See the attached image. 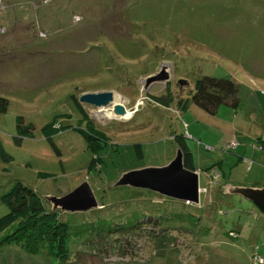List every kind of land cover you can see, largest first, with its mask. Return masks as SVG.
<instances>
[{
    "label": "rangeland",
    "instance_id": "374dc122",
    "mask_svg": "<svg viewBox=\"0 0 264 264\" xmlns=\"http://www.w3.org/2000/svg\"><path fill=\"white\" fill-rule=\"evenodd\" d=\"M42 1L26 0L29 22L24 23L31 26L26 31H0V98L8 100L5 111L0 102V217L8 212L1 197L17 182L37 191L48 210L53 208L50 197L86 182L98 206L59 209L72 232L93 225L86 235L72 233L67 264H257L256 246L264 264V213L242 195L222 192L229 181L234 187L264 185V162L255 151L264 152V141L254 143L244 162L235 158L238 143L251 148L246 125L258 119L235 122L227 105L211 112L192 100L185 109L181 104L205 75L246 82L247 34L217 28L237 24L217 11H239L243 4L60 0V10L50 18L52 28L43 23ZM34 2L39 4L35 12ZM249 21L237 18V26ZM162 67L169 78L147 83ZM101 91H112L127 113L108 118L111 111L81 103L88 114L84 121L71 95L79 99ZM168 91L173 102L160 103L158 96ZM88 122L102 131V148L91 149L77 130ZM30 124V133L24 132ZM176 136L185 138L193 154L199 204L117 185L127 172L167 166L177 154ZM136 144L142 146V157ZM33 257L54 260L46 249ZM11 259L8 254L4 261Z\"/></svg>",
    "mask_w": 264,
    "mask_h": 264
},
{
    "label": "trees",
    "instance_id": "16d2710c",
    "mask_svg": "<svg viewBox=\"0 0 264 264\" xmlns=\"http://www.w3.org/2000/svg\"><path fill=\"white\" fill-rule=\"evenodd\" d=\"M190 93L192 96L187 98L188 100L180 102L183 109L189 106L190 100L211 112H215L221 105H228L234 109L239 103L238 84L230 78L205 75L195 82L194 92ZM71 99L83 116V120L87 119L88 114L78 97L72 94ZM157 100L162 104H169L173 102L174 98L168 91L167 94L158 96ZM0 102H3L1 108L2 111H5L8 100L0 98ZM17 120L19 125L22 124V117L19 116ZM82 123L83 121H80V124ZM31 126V124L26 126V129H23L24 132L30 133ZM51 129L54 130L52 126ZM77 130L91 149L96 150L104 146L103 137L99 134L102 131L96 129L92 123L88 122L86 127H78ZM175 141L177 149L183 153L184 167L195 170L193 156L185 138L176 136ZM135 147L137 154L142 157L141 144H136ZM92 163H94L93 160ZM215 170L218 174L217 169ZM218 177L219 175L216 178ZM1 201L7 205L8 212L0 217V248L7 244H17L22 251L33 256L46 249L59 264H67L71 259L69 242L72 233H76V236L86 235L93 226L89 223L90 227L86 231L76 232L73 230L72 232L69 223L61 219L59 209H46L42 196L21 182H17L9 192L5 193L1 197ZM125 228L121 227V230L128 229ZM8 230L10 232L6 233ZM108 233H112V231H108ZM1 234L4 235L1 236ZM255 252L260 254L259 246L255 247L252 256Z\"/></svg>",
    "mask_w": 264,
    "mask_h": 264
},
{
    "label": "crops",
    "instance_id": "0c3cea01",
    "mask_svg": "<svg viewBox=\"0 0 264 264\" xmlns=\"http://www.w3.org/2000/svg\"><path fill=\"white\" fill-rule=\"evenodd\" d=\"M1 1H2V5L0 4V31L4 30L7 33L8 30L9 32L12 30L13 32L19 34V32L26 31L29 27H31V26L29 27L26 26L24 23L25 21L29 22L27 19L29 17V9H27V3H25L26 0H1ZM44 1L45 0H43L42 3L45 4L46 15L43 18V23L44 25L46 24L53 28V25L50 24V22H52L50 18L55 12H58L60 10L62 4L60 3V0H48L47 2ZM222 1H226V0H222ZM231 1L238 2L239 4L242 3L244 8H241L239 11H235V12L234 11L227 12V11L219 10L217 11L218 17L220 16L221 18V16L224 15L225 17H227L228 14H230V16L233 18V20L230 23L234 22L237 24L225 25L224 28H222V26L219 24L217 28L219 32L224 31V32H228L229 34H235L236 36H242L246 33L247 40L249 43V48H248L249 55L245 66L246 69L244 68V73L247 79L246 82L243 83L241 81L239 83L237 80L230 78L233 79L238 84V97H239L238 106L234 109L232 108L234 110L233 120L235 122L242 120L247 121L248 117H255L256 119H258V124L256 122L255 123L252 122V125L250 126L246 125V132L248 131V137H250L252 141L250 143L252 144L251 148L248 149L246 144L238 143L237 148L235 149V152H237L235 154V158H238V162H244L246 156H248L250 153H253L252 151L254 148V143L256 142L255 144H257V142L260 139L261 140L258 143L264 141V0H231ZM38 6L39 4L36 2L32 4V9L34 10V12L37 11V9L39 8ZM237 18L241 19L244 22H248V20H250L249 24L245 25L244 28H241L237 26L238 25ZM41 23L42 22L39 20L40 25ZM118 23L121 22L118 21ZM39 32L42 37L46 35V32L43 31H39ZM57 45H59V43H57ZM53 57L55 58V55H53ZM55 60L56 58L54 59V61ZM42 66H43V62H42ZM245 108L247 111H245ZM236 131L243 135V132L241 130H236ZM252 136L254 137V139L252 138ZM255 151H258L257 153L258 159L264 162V152H262L259 149ZM193 166H194V158H193ZM226 184L232 185L233 183H231V181L225 182L222 188L223 193L226 192L224 188ZM242 187H244V185H242ZM251 187L264 188V185L263 186L251 185ZM8 254H11L12 259L10 262H5L4 258ZM0 259H2L3 264H55L56 263L55 259L46 260L45 262H40L30 254L22 251L19 247L0 248Z\"/></svg>",
    "mask_w": 264,
    "mask_h": 264
},
{
    "label": "water",
    "instance_id": "95a60500",
    "mask_svg": "<svg viewBox=\"0 0 264 264\" xmlns=\"http://www.w3.org/2000/svg\"><path fill=\"white\" fill-rule=\"evenodd\" d=\"M168 78L169 74L162 67L146 82L165 81ZM180 83L184 84L186 81L180 80ZM79 101L98 108L113 105V113L116 116H123L127 113L123 104H113L114 93L112 91L84 93L79 96ZM117 185L147 189L162 196L187 201V203L199 204L200 202L199 172L184 167L183 153L180 149L177 150L174 160L167 166L147 167L127 172ZM224 188L227 194L229 192L240 194L251 200L264 213V188L234 187L230 184H226ZM49 200L52 202L53 210L61 209L63 211H86L99 204L90 185L86 182L63 196H53Z\"/></svg>",
    "mask_w": 264,
    "mask_h": 264
},
{
    "label": "bare ground",
    "instance_id": "6f19581e",
    "mask_svg": "<svg viewBox=\"0 0 264 264\" xmlns=\"http://www.w3.org/2000/svg\"><path fill=\"white\" fill-rule=\"evenodd\" d=\"M115 103H117V102H113V104H115ZM101 111H107V113L109 112V111H111L112 112V114L113 115H110L108 118H117L118 119V117H121V116H116L114 113H113V105H111V106H109V107H101V108H99ZM129 117V116H128ZM128 117H126V118H128ZM125 118V119H126Z\"/></svg>",
    "mask_w": 264,
    "mask_h": 264
},
{
    "label": "built area",
    "instance_id": "2783aa9c",
    "mask_svg": "<svg viewBox=\"0 0 264 264\" xmlns=\"http://www.w3.org/2000/svg\"><path fill=\"white\" fill-rule=\"evenodd\" d=\"M214 173H216V172H214ZM217 174V173H216ZM216 174H214V175H216ZM258 256V257H257ZM253 259H254V261H255V263H257V264H259V263H261L262 262V256L259 254V253H257V252H255V254H254V256H253Z\"/></svg>",
    "mask_w": 264,
    "mask_h": 264
}]
</instances>
